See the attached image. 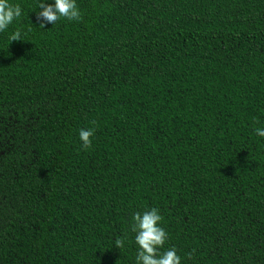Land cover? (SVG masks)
<instances>
[{
  "label": "trees",
  "instance_id": "1",
  "mask_svg": "<svg viewBox=\"0 0 264 264\" xmlns=\"http://www.w3.org/2000/svg\"><path fill=\"white\" fill-rule=\"evenodd\" d=\"M9 2L0 264H136L151 208L180 264H264V0Z\"/></svg>",
  "mask_w": 264,
  "mask_h": 264
},
{
  "label": "clouds",
  "instance_id": "2",
  "mask_svg": "<svg viewBox=\"0 0 264 264\" xmlns=\"http://www.w3.org/2000/svg\"><path fill=\"white\" fill-rule=\"evenodd\" d=\"M37 7L40 9L36 13V18L41 21L40 27L44 28L45 24H55L58 20L65 19L68 21H79L81 13L78 10L75 0H54L52 4H46L40 0ZM22 15V9L18 4H12L9 0H0V32L5 31L8 26ZM21 40L19 30L9 36V43ZM96 125V121L91 122ZM95 127L81 129L79 139L82 142L83 150L91 147V137L94 135ZM256 134L264 137V129L256 128ZM163 217L159 214L157 208H151L143 213H135L131 217L130 230L135 233V243L138 246L136 254V264H180V257L177 255L175 247L160 252L168 237L167 232L159 226ZM114 246L118 249L124 247V239L117 238L114 240ZM191 258V253H189Z\"/></svg>",
  "mask_w": 264,
  "mask_h": 264
}]
</instances>
